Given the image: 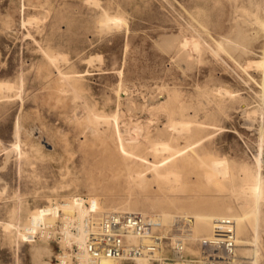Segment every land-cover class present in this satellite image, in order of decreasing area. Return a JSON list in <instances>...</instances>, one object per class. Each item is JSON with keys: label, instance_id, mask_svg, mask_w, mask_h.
I'll list each match as a JSON object with an SVG mask.
<instances>
[{"label": "rangeland", "instance_id": "rangeland-1", "mask_svg": "<svg viewBox=\"0 0 264 264\" xmlns=\"http://www.w3.org/2000/svg\"><path fill=\"white\" fill-rule=\"evenodd\" d=\"M90 1L0 0V84H14L0 87V219L22 226L7 232L0 225V264H57L66 201L94 211L93 200L100 197L161 213L158 204L166 198L167 185L150 174L149 184H141L124 168L112 124L118 108L123 129L139 121L148 126L149 138L139 135L137 150L154 160L146 144L175 134L168 113L176 110L180 117L179 107L184 106L183 115L201 125L195 136L173 143L184 146L201 137L196 148L201 156L224 157L232 175L219 183L223 185L207 182L201 157L183 170L181 196L187 201L224 196L239 213L247 210L237 196L241 167L264 150V65L259 64L264 61V0ZM106 12L123 21L107 25ZM238 22L249 34H236ZM175 35V44H166L165 38ZM247 36V48L238 42L247 53L234 54L243 63L251 61L244 68L228 51H234L235 38ZM180 40H188L184 49ZM217 41L228 51L216 54ZM121 79L132 90L131 105L115 91ZM219 87L232 90L235 97L222 94ZM170 90L179 94L170 107L142 108L157 92L168 95ZM134 130L140 131L139 126ZM17 142L28 156L15 151ZM170 195L176 199L175 192ZM177 203L187 207V202ZM198 209L170 211L191 219ZM246 219L240 236L251 242H238V263L264 264V226L256 236V218Z\"/></svg>", "mask_w": 264, "mask_h": 264}, {"label": "bare ground", "instance_id": "bare-ground-1", "mask_svg": "<svg viewBox=\"0 0 264 264\" xmlns=\"http://www.w3.org/2000/svg\"><path fill=\"white\" fill-rule=\"evenodd\" d=\"M88 1H90V0H88ZM92 1H90V2H92ZM243 9L245 12L244 15H247V13H249V12L247 11L246 8H243ZM104 15L107 19V22H106V23H108L107 25H110V26L119 25L123 21V17L120 15H112V14H109L107 12ZM260 17H261V15H260ZM241 19H242V17H241ZM238 23H239V26H238V31L236 32V34H241V35H242V33L243 34H246V33L249 34V32H247V30H246L247 27L245 28L244 26H242V24L240 22H238ZM250 24H252V23H250ZM248 36L244 37V39L241 37L243 39V41L239 37L235 38L234 39L235 43H232V46L234 48V51H232V52H231V50L228 51L229 47H227V45L224 42L217 41V49H215L216 50L215 53L219 54L220 49H227L229 55L235 61L240 63V66L247 68V66H245V65L249 66L251 64V61H246L243 63V62L239 61L234 54L237 53L240 55L241 53H244V54L247 53L246 48L248 47V44H247ZM164 37H166V36H164ZM177 38H178L177 35H175L173 37H166L165 42H166V44L168 42L169 46H171V45L173 46L175 44L174 41L177 40ZM238 42L240 44L247 45L246 48L238 47V45H239ZM187 43H188V40H185V41L180 40V49L181 48L184 49V47L187 45ZM195 46L197 49H199V51L202 49V44L198 40L195 41ZM249 46H250V44H249ZM189 47H191V46H189ZM180 49H179V51H180ZM212 49H214V48L212 47ZM211 53H213V52H211ZM49 55H50V57H53V59H56L58 57V55L51 54V53ZM61 55H62V53H61ZM239 55H237V57ZM186 56H187V54L185 53L183 55V57L186 58ZM53 59H51V61ZM91 60H92V62L94 61L93 59H91ZM89 61H90V59H89ZM256 64L258 65V63H256ZM259 64L264 65V61L261 60L259 62ZM12 85H14V84L12 83L11 86ZM9 86H10V84L7 81L2 82V84H0V87H8L9 88ZM117 87H118L117 90H115L116 93H118L120 97L124 98L130 104L133 101L132 97H131V93H132L131 88L128 85H125V81H123L122 79L120 80V83H118ZM160 89H162V86L160 87ZM168 89H167V91H168ZM215 89H217V88L215 87ZM219 90L222 94H228V95L230 94L232 96L235 95L232 90H229L227 88L219 87ZM1 91H2V89H1ZM220 92H218V93H220ZM178 96H179V94L176 90H173V91L170 90V92H168V95H166L165 93L163 95L158 94V92H157L156 94L153 95V98L151 99V101L145 103L142 106V108H152L158 104H161V107L168 108V107H170V104L172 103V101H174V99L177 98ZM233 97H235V96H233ZM224 98H225V96H224ZM131 108H133V106ZM179 109L182 112V116H180V117L175 116L176 110H172L168 113L169 120H170L169 125H170V128L174 130L173 132L175 134H170L168 139L155 140L154 142H152V144H146V146L149 147L150 150L152 151L153 156H154V160H151L148 155L141 153L137 150V148H139L140 143H142L140 140H138L139 135L141 136V135H144V133H145V137L147 138V140L149 138V133H148V131H146V127L148 128V126L146 124H142L139 121V122H135V123L133 122L130 125L126 124L127 128L123 129L120 125L119 108L113 114L112 124H113V126H115L114 128H115L116 142H117V145H118V148L120 151V155L122 157V163L125 166L124 168L128 170V172L130 173V175H132V177L138 179V181L140 180L141 184H142V182L149 184V182H150L149 174L151 175L150 177L153 178V180H155V179L156 180H162L167 185V187H168L167 191L168 192H166V194H165L166 198H164L158 204V206L160 207L161 213L153 212V211L145 212L147 207H145V206L140 207L136 204L121 203V202L116 204L113 202H106L103 198H102L103 199L102 200L100 197L98 199L93 200L94 201V203H93L94 204L93 205L94 211L92 210V208L90 206H88L86 204H77L75 202H67V201L64 202L62 205V210H61L64 213L63 214L64 217H62L60 219L61 223H59L61 225L62 233H63L62 234V243L64 245L71 244L70 242L72 239L74 240V242H76V244L79 246L80 250L82 251V253H81L82 264H90V260L88 259V257L85 254H83V247L85 245L84 241L87 237L88 225H90L88 223L87 219L90 217V219H92V221L94 223L97 219L101 218V216L105 215L106 213H108L110 211L117 210V209H122V210H126V211H135V210L141 211L146 215V217L155 226V228H157L158 226H162L163 228H165V229H163L164 231L165 230L168 231L171 229V227H172L173 223L175 222V219L177 218V216L182 215L180 213H171V211H170L171 208L178 207V208H182L183 210L188 209V208L189 209L199 208L197 211L194 212V215H192L191 220L194 223V226L191 223L193 228H192V231L189 233V240L193 244L189 245L188 249L192 252L194 251V253L199 252L197 249L198 247H195V243L197 242V239L202 235H209L212 233L213 228H214L213 227L214 220L218 216H229V217L235 218V220L237 222V233H238L237 241L238 242H243L245 244L251 242L249 239H246V238L240 236V234L245 233V231L247 229L246 228L247 223H245L243 221L244 218L248 217V220L250 222H251L252 218H256L255 225H254V231L256 233V236L259 235V232L261 230V226L262 225L264 226V209L262 206L263 202H264V159H263V151L264 150L262 152H260L259 155H257L256 161L247 162V163L243 164V166L241 167L243 177H241V174H240V177L242 178V179L241 178L240 179L242 181L239 184L240 187H238L239 191L238 190H235V191H238L237 196L243 198L242 202L244 203L245 209H247L246 212H244L242 214L239 213L237 208L235 207V205L232 202L228 201V199H225L224 196L220 197V198L214 197V198L205 199V200H200V199L196 200L195 199V200H190V201L188 200L187 201L184 197L181 196L182 195L181 192H183L182 190L185 187V184L181 182L182 177H183L182 176L183 170L187 169V167H190V166H193L194 164H196L198 162V159L202 157L201 153L198 151V149H196L197 146L200 143H202L201 137L194 139V140H191V141H187V143L184 146H182V145L176 146L173 143V140L178 139V140L182 141L183 139H186V138L188 139V138L195 136L197 131H198L197 126L201 125V124H198L197 119L192 118L190 116H184L183 115L184 114L183 110H185L184 106H180ZM103 116L104 117H102V116L101 117L106 118L107 122H108V120L110 121L108 114H104ZM93 117H95V116H93ZM96 118H98L97 115H96L95 119ZM123 121H125V120H123ZM98 122H99V119H98ZM137 126H139L140 131L134 130V128H136ZM202 126H203V128L208 127V126H204V125H202ZM211 127H213V125ZM184 133H185V135H183ZM262 134H264V133H262ZM15 151H17V153L20 154V156H24V155L28 156L30 154L29 151L23 149L21 142L20 143L17 142V144L15 146ZM159 153H161V154L167 153V154L163 157V156H160ZM158 156L162 157V159L157 160L156 157H158ZM255 156H256V154H255ZM223 159H224V157L222 158V160ZM226 159H228V158H225V160ZM216 160H217V162H216ZM222 160H221V157H218V156L211 157L209 160L204 159V157L201 158V161H202L204 169H205V170H203L204 176H205L207 182H209V183L215 182L216 184L217 183L219 184V183H221L222 180L229 179V177H231L232 173H231V169H230V164L228 165L226 163H223ZM226 162H228V161H226ZM142 166L146 167V168H142ZM198 166H199V163H198ZM200 167L201 166H199L198 168H200ZM195 168H197V166H195ZM69 172H70V170H69ZM188 175H189V173H188ZM199 175H197V176H199ZM127 176H128V174H127ZM199 177H201V176H199ZM198 180H199V178H198ZM198 180L195 184H198ZM133 181L135 182V179ZM134 182H132V183L134 184ZM132 183H131V186L133 185ZM234 184H236V183L234 182ZM200 185H202V182ZM219 185H223V184H219ZM212 186H210V188ZM203 188H204V186L199 188V189H203ZM205 189L210 190L209 187H206V186H205ZM235 189H237V187H235ZM232 190L230 189L231 193L234 192V191L232 192ZM170 192L176 193V195H175L176 199H174V200L169 199L171 197ZM207 193H208V191H207ZM213 193H215V192H213ZM178 201H180L182 203L187 202V204H186L187 207H183V206L179 207L177 205ZM70 210H73L72 213H69ZM13 213H14V211H12V214ZM182 216H185V215H182ZM0 225L7 232L8 231L13 232L14 229L20 230L22 228V226L17 224L16 222H14L13 219H9V220H1L0 219ZM194 227L196 229H199L200 231L206 232L208 234L197 233V231ZM131 240L133 242L138 241V239L134 236L131 237ZM170 252L171 251L169 249H166L164 251V254L170 255ZM67 253H68V251L65 250V252L63 254H61L60 256L63 258H66L68 256ZM42 254H43V250H40L39 255H42ZM146 262H147V259L144 257H141L138 259L137 264H144ZM35 264H37V263H35ZM102 264H128V263L124 262L123 260L103 258ZM165 264H184V263L180 260H177L174 262H172V261L167 262Z\"/></svg>", "mask_w": 264, "mask_h": 264}, {"label": "built area", "instance_id": "built-area-1", "mask_svg": "<svg viewBox=\"0 0 264 264\" xmlns=\"http://www.w3.org/2000/svg\"><path fill=\"white\" fill-rule=\"evenodd\" d=\"M88 230L84 241L83 254L90 264H102L103 258L138 263L144 257V264H165L182 261L184 264H239L238 233L235 218L218 216L214 220L213 231L197 239L198 253L190 251L189 233L192 231L191 219L179 215L168 231H163L150 222L141 211L117 209L106 213L94 223L87 219ZM136 237L133 242L131 237ZM71 244L61 245L62 252L57 264H82L79 246L72 239ZM169 249L170 255L164 254ZM68 251L66 258L60 255ZM70 259V260H69Z\"/></svg>", "mask_w": 264, "mask_h": 264}]
</instances>
